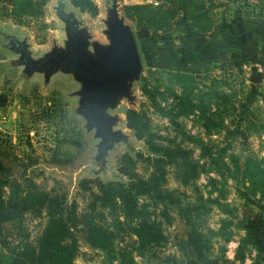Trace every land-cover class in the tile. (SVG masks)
Returning a JSON list of instances; mask_svg holds the SVG:
<instances>
[{
  "label": "rangeland",
  "instance_id": "1",
  "mask_svg": "<svg viewBox=\"0 0 264 264\" xmlns=\"http://www.w3.org/2000/svg\"><path fill=\"white\" fill-rule=\"evenodd\" d=\"M90 1L95 15L80 10L73 0H47L41 17L17 20L10 16L12 6L0 0V177L22 190L29 185L62 197L66 205L74 202L81 213L92 199L80 184L128 186L119 168L130 157L145 184L131 188L135 212L97 208L93 222L106 240L81 235L75 264H264V78L256 84L253 71L255 67L264 74V69L245 64L238 75V70L219 69L214 63H188L199 73L185 79L192 88L186 96L173 77L170 53L181 56L179 50L204 38L216 48L205 46L199 60L219 58V47L227 41L226 33L219 31L233 22L264 23V0ZM113 5L136 38L143 67L131 86L133 100H122L109 111L118 118L112 131L120 138L107 148L94 130L87 131L79 112L76 92L81 84L62 72L49 79L28 74L15 51L25 45L38 59L54 47L63 48L62 16L68 15L87 29L90 43L106 44ZM132 7H150L144 11L147 15L159 8L173 15L160 30L155 23L139 27L137 19L126 16ZM184 7L190 9L188 15ZM189 28L203 38L188 39ZM158 36L166 40L152 43L145 52L144 37ZM129 111L147 117L144 139L126 126ZM153 146L189 151L195 175L187 186L180 183L176 163L165 160L156 166L159 154L149 149ZM2 190L8 197L9 187ZM140 223L149 225L157 239L140 240L134 232ZM43 225L32 212L1 224L0 251L8 252L6 247L24 239L34 243Z\"/></svg>",
  "mask_w": 264,
  "mask_h": 264
},
{
  "label": "trees",
  "instance_id": "2",
  "mask_svg": "<svg viewBox=\"0 0 264 264\" xmlns=\"http://www.w3.org/2000/svg\"><path fill=\"white\" fill-rule=\"evenodd\" d=\"M6 5L12 6L10 16L20 20L28 16L38 18L43 15V7L47 0H1ZM74 5L80 10L92 15L96 14L95 8L90 0H73ZM150 7H132L127 8L126 16L130 19H137L139 27L148 22V25L155 23L156 30L168 27L172 11H163L160 8L147 15L144 11ZM175 13V10H173ZM184 13L188 15L190 9L184 7ZM219 32H225L227 41L225 45L219 47L220 57L208 62L199 60V52L205 46L209 45L216 48L215 43L207 42L202 33L187 29L188 39L203 38L201 44L186 45L179 50L181 56L175 52H170L172 57L171 64L175 68V75L178 84H181L186 96L192 93V88L186 86V81L191 80L197 71L186 65L190 63L193 66L207 67L209 63L218 64L219 69L226 71L238 70V75L242 72L241 67L245 64H251L264 69V23L259 22H233ZM189 27V26H188ZM142 40L143 49L153 47L157 42H163L166 38L158 36L156 39L148 40L146 37ZM153 43L150 45L149 43ZM218 47V45H217ZM152 51L153 49L150 48ZM208 49V47H207ZM181 51V52H180ZM207 53L209 50L206 51ZM178 53V52H177ZM230 57V58H229ZM225 59V60H224ZM240 69V70H239ZM253 71L256 78V84L264 78V74ZM258 71V70H257ZM264 72V70H263ZM173 74V72H172ZM126 126L133 130L138 139H144L148 133V119L142 113L129 111L126 117ZM149 149L155 154H159L154 161L156 166L160 167L166 161L176 163L179 167L180 183L187 186L194 178V165H191L189 151L183 150L180 146L173 149L153 146ZM63 153V152H62ZM119 171L128 178V186L119 183L103 184L100 181H84L80 184V189L89 192L91 202L87 205L84 212H78V205L71 203L65 204V200L59 196H51L45 191H38L35 187L27 185L25 190L16 183H8L0 177V225L7 222H14L23 217L26 213L32 212L44 220L41 233L34 243L23 240L14 247H6L8 252L0 251V264H75V259L79 254L80 236L90 234V240L101 238L104 242L106 236L93 222V214L97 208L112 210L120 207L127 214L136 210V203L131 196V188L134 186H145L144 182L134 171V164L130 157H126L121 164ZM93 185L97 192H92L89 187ZM3 186L9 187L8 197H4ZM101 232V237L99 236ZM140 240L151 242L157 239L149 225L140 223L139 228L134 230ZM158 235V234H157Z\"/></svg>",
  "mask_w": 264,
  "mask_h": 264
},
{
  "label": "water",
  "instance_id": "3",
  "mask_svg": "<svg viewBox=\"0 0 264 264\" xmlns=\"http://www.w3.org/2000/svg\"><path fill=\"white\" fill-rule=\"evenodd\" d=\"M108 15L106 44L90 43L87 29L79 28V23L68 15L62 16L66 26L63 48L54 47L38 59L31 57L25 45L15 52L18 64L28 74H43L46 79L58 72L72 75L81 84L76 95L80 97L79 112L86 118L87 131L94 130V137L103 146L113 148L120 134L112 131L118 118L109 111L122 100H133L131 86L139 79L143 66L136 38L124 18L119 17L116 5Z\"/></svg>",
  "mask_w": 264,
  "mask_h": 264
}]
</instances>
